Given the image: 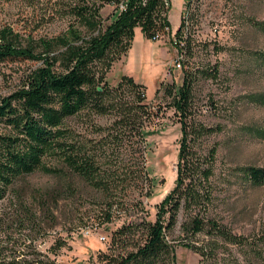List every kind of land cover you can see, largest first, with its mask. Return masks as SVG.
<instances>
[{
    "label": "rangeland",
    "instance_id": "rangeland-1",
    "mask_svg": "<svg viewBox=\"0 0 264 264\" xmlns=\"http://www.w3.org/2000/svg\"><path fill=\"white\" fill-rule=\"evenodd\" d=\"M76 2L0 0V28L12 27L39 50L38 38L63 34L70 26L84 30L72 13ZM114 11L113 4L101 3L104 22ZM168 20L171 31L182 21V46L189 40L191 54L184 50L179 69L173 66L177 47L171 34L152 40L135 26L126 54L106 73L111 86L120 83L121 75L144 85V101L154 116L144 121L143 138H112L115 116L110 113L84 111L70 117L66 125L76 141L89 148L106 187L98 189L66 171L35 170L17 180L0 199V264L26 252L29 243L58 264H104L103 254L132 248L139 233L116 238L112 245L115 230L153 221L158 203L174 186L181 133L172 97L165 90L180 85L186 72L194 80L190 119L213 129L194 142L199 153L215 148L207 214L240 241L217 238L207 244L213 238L205 231H182L181 213L168 235L175 242L174 264H263L264 184H252L245 169L264 167V0H170ZM39 64L30 59L0 62V98ZM6 132L0 119V133ZM44 190L62 191L50 213L53 220H26L25 208Z\"/></svg>",
    "mask_w": 264,
    "mask_h": 264
},
{
    "label": "trees",
    "instance_id": "trees-1",
    "mask_svg": "<svg viewBox=\"0 0 264 264\" xmlns=\"http://www.w3.org/2000/svg\"><path fill=\"white\" fill-rule=\"evenodd\" d=\"M118 1L77 0L72 13L84 30L70 26L63 34L38 38L39 50L32 44L33 40L26 43L12 27L0 28V62L40 61L14 91L0 98V119L8 130L0 133V199L6 189L35 170L74 173L93 187L105 189L106 182L89 148L76 141L66 125L70 117L81 112L113 114L109 134L116 140L143 138V123L154 116L151 106L144 101V85L131 76L121 75L120 83L111 86L106 73L115 60L126 54L135 26H140L150 39L163 33L165 25L170 27L168 16L163 15L170 6L165 9L162 0H126V8L114 11L112 19L104 22L99 13L101 3ZM180 26L176 34L180 33ZM184 48L191 54L188 39ZM193 81L192 74L186 72L180 85L167 86L165 90L172 97L181 133L174 186L158 203L153 221L130 223L115 230L112 245L116 238L121 241L122 237L135 233H139V238L124 253L103 254L104 264H174L175 242L168 235L181 213H184L182 231L191 235L205 231L213 238L207 244L216 242L217 238L240 241L207 214L215 148L199 153L194 144L195 139L210 134L213 129L190 119ZM124 93H128L129 98ZM47 160L55 161L56 165ZM245 172L252 184H264V167L248 166ZM61 197V190L38 193L33 197V205H28L23 212L26 220L38 216L44 222L53 220L50 213ZM181 243L202 251L190 242ZM261 262L264 264V256ZM7 264L58 263L29 243L26 252L10 256Z\"/></svg>",
    "mask_w": 264,
    "mask_h": 264
},
{
    "label": "built area",
    "instance_id": "built-area-1",
    "mask_svg": "<svg viewBox=\"0 0 264 264\" xmlns=\"http://www.w3.org/2000/svg\"><path fill=\"white\" fill-rule=\"evenodd\" d=\"M162 2H163V6L165 7V9H167L170 6V0H162ZM111 4H113L115 11H118V12H121L127 6L126 0H119L116 4H114V3H111ZM163 15L168 16V12L167 11L163 12ZM185 22H186V20L184 19V23ZM177 28H176V30L171 31V28L169 26L165 25L163 27V33L156 34L152 40H158V39L162 38V36H164L165 34L166 35H168V34L172 35V37H171L172 38V45L177 47L176 59L173 63V66L175 68L179 69L181 66V60L183 58L185 48H184V46H182V42H181V37H183V34H181V32L179 34H176ZM177 36L179 37V39L177 38Z\"/></svg>",
    "mask_w": 264,
    "mask_h": 264
},
{
    "label": "crops",
    "instance_id": "crops-1",
    "mask_svg": "<svg viewBox=\"0 0 264 264\" xmlns=\"http://www.w3.org/2000/svg\"><path fill=\"white\" fill-rule=\"evenodd\" d=\"M181 14H182V12H181ZM181 19V18H180Z\"/></svg>",
    "mask_w": 264,
    "mask_h": 264
}]
</instances>
